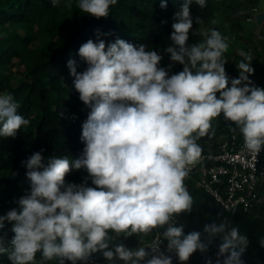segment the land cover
Listing matches in <instances>:
<instances>
[{"label":"clouds","instance_id":"9594fccd","mask_svg":"<svg viewBox=\"0 0 264 264\" xmlns=\"http://www.w3.org/2000/svg\"><path fill=\"white\" fill-rule=\"evenodd\" d=\"M51 2L55 6L58 0ZM117 2L78 0V8L106 18ZM194 2L204 7L206 0ZM191 3L184 0L175 14L172 45L164 49L172 62L183 65L179 73L169 75L160 67L163 57L156 50L122 39L84 43L78 51L87 65L82 73L69 59L75 90L90 108L82 125L83 156L49 157L45 165L41 149L22 161L30 194L19 199V211L0 215V229L6 220L14 222L11 247L0 237V254L8 253L11 264H35L37 253L45 261L87 264L98 252L124 264H173L172 256L160 250L165 240L167 251L186 264L197 251L206 253L220 234L216 264H243L250 241L238 225L206 224L202 239L200 231L185 234L184 224L173 222L174 216L191 212L193 197L184 180L202 156L197 140L215 134L213 120L223 114L239 129L246 150L259 155L264 149V89L249 79L255 71L251 55L241 53L239 77L230 78L227 37L211 29L203 42L189 45ZM166 7L167 0H161ZM19 107L12 94H0V137L14 138L29 125ZM73 169H86L96 187L66 183ZM165 226L163 239L147 247L130 249L113 239V234L128 238ZM259 243L264 247V240Z\"/></svg>","mask_w":264,"mask_h":264},{"label":"trees","instance_id":"16d2710c","mask_svg":"<svg viewBox=\"0 0 264 264\" xmlns=\"http://www.w3.org/2000/svg\"><path fill=\"white\" fill-rule=\"evenodd\" d=\"M256 2L206 0L205 6L199 7L193 0L189 5L193 17L189 45L206 38L195 22L196 17L201 18V24L210 25L216 22L218 12L230 19L238 10L246 16ZM183 3L184 0H167V7L161 8V0H118L110 7L106 18L97 19L83 13L78 8V0H58L55 6L51 0H0V94H12L20 105L18 113L30 121L16 137H0V215H6L12 209L19 211V199L30 194L31 182L26 177L27 168L22 161L33 153L43 149L41 154L45 165L49 157L75 160L83 156L82 125L90 108L79 99L75 90V77L67 66L69 59L76 61L77 73H82L87 65L78 51L84 43L91 39L94 42L103 40L109 45L122 39L133 45H146L147 50H156L163 57L160 67L168 70L169 75L179 73L183 65L172 62L164 49L172 45L171 26ZM233 21L235 27L241 28L237 18ZM252 67L255 70L252 77L264 69L259 58L252 61ZM212 127L214 135L210 133L197 140L202 152L212 150L219 134L236 128V125L230 123L218 127L212 124ZM85 181L86 186L96 187L86 169H73L66 176V183L80 185ZM184 184L193 197L191 212L178 215L187 234L189 223L218 219L220 214L210 206L211 199L193 179L184 181ZM237 214L251 222L264 223V206L249 212L237 211ZM230 219L239 225L232 213ZM13 224L6 220L0 229L5 247H11ZM249 227V248L263 257L259 264H264V247L259 243L264 240V232L258 233ZM143 243L138 234L128 237L126 244L133 248L141 247ZM92 257L99 259L96 254ZM0 264H11L8 253L0 254ZM35 264H59V261H45L42 254L37 253ZM65 264L71 262L65 261ZM110 264L124 262L118 260Z\"/></svg>","mask_w":264,"mask_h":264},{"label":"built area","instance_id":"2783aa9c","mask_svg":"<svg viewBox=\"0 0 264 264\" xmlns=\"http://www.w3.org/2000/svg\"><path fill=\"white\" fill-rule=\"evenodd\" d=\"M258 10L257 6L251 7L246 13V19L253 21ZM261 63L264 65V61ZM253 83L264 89V85L257 81ZM235 129L220 133L212 145V150L202 152L200 160L194 166H190L191 171L184 180L193 179L213 203L217 207H222L228 214L233 210L249 212L264 206V191L262 193L260 189L264 183V149L259 155L246 150L243 147L242 134L237 127ZM173 222L179 226V217L174 216ZM166 227L156 228L153 238L146 247L153 240L163 239L162 233ZM189 232L192 230L188 229ZM200 232L203 234V231ZM201 238L206 239L207 235ZM218 240V237L214 239L206 253L218 248L221 243ZM160 250L172 256L173 264H180L175 253L167 251L166 240L161 244ZM206 253L197 251L186 264H205L200 260V256ZM90 260L87 261L88 264L95 263L93 260L90 263Z\"/></svg>","mask_w":264,"mask_h":264},{"label":"rangeland","instance_id":"374dc122","mask_svg":"<svg viewBox=\"0 0 264 264\" xmlns=\"http://www.w3.org/2000/svg\"><path fill=\"white\" fill-rule=\"evenodd\" d=\"M255 6H257L259 10L255 14L253 21H248L246 19L245 13L243 11L238 10V12H236L233 16H231V19L228 18L226 14L222 12H218L217 20L215 23L210 24V25L199 24V27L202 29L203 33H206L211 29L218 30L223 36L227 37V43L229 46L233 45L234 47H237L235 48V51H238L240 54H237V53L231 54V55L225 54V57L227 59V63L225 64V69H226L227 75L230 78L239 77V69L237 67V64L241 60L244 59L241 53L250 54L252 61L255 58H259L261 61H264V47L261 44V42L264 43V35L262 34V31L264 30V0H257ZM236 18L239 21L241 28L234 26L235 24L233 23L234 22L233 20H235ZM188 44H189V41H188ZM234 56L235 58H233ZM233 62H236L237 64L236 63L234 64ZM258 73L260 74L262 72L258 71ZM249 79L252 82L258 81L254 79V77L252 76H250ZM217 96H219V94H217ZM230 123L231 122L224 120L223 114H221L220 117L216 118L212 122V124L218 127L225 126ZM196 221L194 223H189V225L187 226L188 229H191L192 231H197ZM155 232H156V229H154L150 234H147V235L139 234L144 242L141 245V247H146V245L153 238ZM113 239L115 243H123L125 246H127L126 243L128 241V238L123 237V234H121L119 237L113 234ZM127 247L130 248L129 246ZM133 248H136V247H133ZM133 248H130V249H133ZM95 254L99 256V259L91 257V260H93L94 258L96 260L95 262L98 264H110L111 262H114V261H107L103 257L102 253L100 252L95 253ZM91 260H90V263H91ZM115 261L117 262L118 259ZM81 264H84V263H81Z\"/></svg>","mask_w":264,"mask_h":264},{"label":"water","instance_id":"95a60500","mask_svg":"<svg viewBox=\"0 0 264 264\" xmlns=\"http://www.w3.org/2000/svg\"><path fill=\"white\" fill-rule=\"evenodd\" d=\"M210 206L216 210L217 212H219L220 214V218L218 219H202L199 220L197 222L196 225V230L197 231H203V228L206 224H211V223H225L227 225H233V226H237L235 224H233L231 222L230 219V214H228L222 207H217L213 201L211 200V204ZM232 215L235 217V219L238 221L239 223V230L240 233L242 235H245L248 237V231L249 229L247 228L248 226H250L249 228L255 230L258 233H262L264 232V223L262 222H251L249 219H247L246 217L240 216L237 214L236 210L232 211ZM207 234H202V236H205ZM223 234H220L219 236H217L219 239H222ZM219 247V245H218ZM218 254V248L214 251H210L202 256H200V260L202 262H205V264H207V262L210 260L211 264H215L217 261V256ZM262 256L259 255L258 253L250 250L249 246L247 248V250L243 253L242 255V260H243V264H259L260 260H262ZM221 260L223 259L222 257L220 258Z\"/></svg>","mask_w":264,"mask_h":264},{"label":"crops","instance_id":"0c3cea01","mask_svg":"<svg viewBox=\"0 0 264 264\" xmlns=\"http://www.w3.org/2000/svg\"><path fill=\"white\" fill-rule=\"evenodd\" d=\"M261 44L263 45L264 43L261 42ZM263 47H264V45H263ZM235 48H237V47H234L233 45L232 46H229V49H228V51L225 54H227V55L236 54V53L237 54H240L238 51H235ZM233 58H235V56ZM236 62H233V63L235 64ZM253 77H254V79L258 80L257 82H259L260 84L264 85V72H262L260 74L259 73H256ZM262 189H261V192L263 193L264 189L263 190Z\"/></svg>","mask_w":264,"mask_h":264},{"label":"flooded vegetation","instance_id":"af4514ba","mask_svg":"<svg viewBox=\"0 0 264 264\" xmlns=\"http://www.w3.org/2000/svg\"><path fill=\"white\" fill-rule=\"evenodd\" d=\"M218 242H221V239H219ZM215 264H216V263H215Z\"/></svg>","mask_w":264,"mask_h":264}]
</instances>
